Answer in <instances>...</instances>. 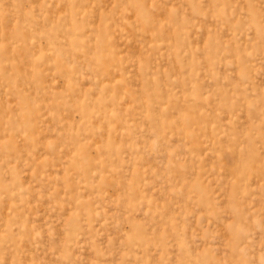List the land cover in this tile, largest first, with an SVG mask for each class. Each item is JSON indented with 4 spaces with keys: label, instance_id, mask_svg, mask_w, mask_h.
<instances>
[{
    "label": "rangeland",
    "instance_id": "374dc122",
    "mask_svg": "<svg viewBox=\"0 0 264 264\" xmlns=\"http://www.w3.org/2000/svg\"><path fill=\"white\" fill-rule=\"evenodd\" d=\"M0 264H264V0H0Z\"/></svg>",
    "mask_w": 264,
    "mask_h": 264
}]
</instances>
